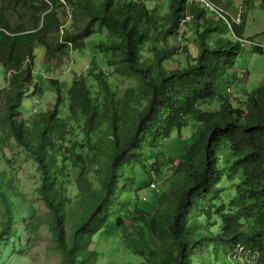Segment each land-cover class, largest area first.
<instances>
[{
    "label": "trees",
    "instance_id": "1",
    "mask_svg": "<svg viewBox=\"0 0 264 264\" xmlns=\"http://www.w3.org/2000/svg\"><path fill=\"white\" fill-rule=\"evenodd\" d=\"M146 1L0 0V64L12 72L3 88L14 87L6 100L5 130L38 163L39 191L66 264H100L91 243L101 229L119 235L141 257L115 264H264V75L243 97H233L223 83L242 46H261L245 36L243 18L227 19L204 2L169 0L167 11ZM74 13V27H67ZM79 14L85 25L75 33ZM191 24L193 51L181 42L190 39ZM103 27L110 35L98 46L110 52L109 65L138 82L119 94L105 68L91 71L100 93L84 73L67 89L61 78L49 77L56 90L53 106L35 107L26 117L21 104L33 79L35 47L60 63L55 53L85 46ZM172 37L180 41L173 44ZM179 49L187 62L166 65ZM215 100L219 106L212 107ZM73 118L81 137L70 135ZM199 126L190 145L171 149L175 134L181 138L183 130ZM0 161V200L7 213L0 243H6L18 185L9 163L15 159L1 141ZM93 163L97 183L88 177ZM73 173L81 187L78 209L67 192ZM147 185L158 190L150 208L142 205Z\"/></svg>",
    "mask_w": 264,
    "mask_h": 264
},
{
    "label": "rangeland",
    "instance_id": "2",
    "mask_svg": "<svg viewBox=\"0 0 264 264\" xmlns=\"http://www.w3.org/2000/svg\"><path fill=\"white\" fill-rule=\"evenodd\" d=\"M157 1L158 0H156V2ZM213 1L218 2L225 9V6L230 8V4H234L233 8L230 9L234 11V15L236 16L238 14L236 12L241 10V13L243 14L242 18L245 21V36H253V39L259 43V46H261V50L256 49V45L253 43H248L246 47L242 46L235 65L224 73L226 80L224 79L225 81L223 83L229 85L232 96L243 97V91L245 89L252 90L255 88L264 75V2L263 0ZM146 2L150 6L152 5L153 0H147ZM162 3L166 5L167 8L165 9L168 11L170 9L169 0H163ZM11 14L15 18L16 14L14 12ZM60 14L62 15V12H60ZM208 14L211 18H216V14L213 11H209ZM74 15L75 13L73 16ZM82 18L83 14H79L77 20L79 23H77L78 26L77 24L75 26L79 28H75V33L85 25ZM73 23H75V16L73 17V20L66 23L67 27H74ZM224 25L225 21L223 19H218V27H224ZM96 27H101L98 22L96 23ZM194 27L195 24H191L187 31V35L190 39L188 40L184 38L181 40L182 44L188 43L192 51L194 50L195 44L193 36L196 34ZM64 29H66V27H64ZM109 35L110 33L107 28H99L96 33L85 39V46L72 49L70 53H64L62 56L60 55L62 52L60 54L55 53V55H53V60L55 61L60 58V63L52 62L51 58H46L45 49L42 46H36L33 79L31 83H26L24 87L25 95L21 104L23 114L28 117L34 113L35 107H40L43 104H45L46 108L53 106L56 90L49 81V77L61 78L63 89H67L71 85L75 75L84 73L87 74L89 84L94 91H100V93H103L101 85L96 80L95 75L90 74L91 71H98L101 68H105V71L108 73V79L116 81L112 83V86L119 92V94H122L128 85L138 82L135 77L120 75L109 65L107 60L110 56V52L102 51L98 46V43L107 39ZM179 41L180 40L174 39L173 37L171 38L173 44ZM187 57L188 55L185 53V49H179L171 59L165 60V64L171 65L172 62L176 64H184L188 60ZM48 63L55 64L56 67H52V65L50 66ZM9 79L12 80V72H7V69L0 64V88L3 89L0 91V141L3 142L5 153H7L12 159H15L14 163H9L14 167L13 173L17 177L16 183L18 185L16 190V194L18 193V195L15 199L17 205L13 210V223L11 225V233L8 235L10 239L6 243H0V264H66L63 252L57 245L54 231L49 223L50 209L39 191L41 171L38 168V163L27 153L24 147L16 142L14 137L8 136V133L5 130L4 114L6 110V100L10 91L14 89V87H8V90L3 88L5 86L4 83H8ZM37 83L43 85L42 87L38 86V88L40 87V91L36 88ZM35 88L38 90L36 97L33 93ZM221 90L225 91L223 87ZM37 99H40V102H36ZM217 106H219V101L215 100L212 103V107ZM63 112L64 115H69L68 108L66 107ZM69 122L73 130V133L70 135L81 137L82 132H79L80 122L75 118L70 119ZM201 128L202 126L185 129L182 131L181 138L177 139L176 137H178V135L175 134V138L169 142L171 149L174 151L178 147L180 151L182 150L183 145H190L198 138ZM96 164L97 163L92 164L88 175L94 183H97V179L94 175ZM75 174L76 173H73L70 177V183H67V192L74 198L73 201L76 203V209H78V198L75 196H79L81 187L76 183ZM159 182L161 184L164 180L161 179ZM151 189L152 188L147 185L141 190V195L146 201L142 203L145 208H150L153 202L157 200L156 197L158 195V190L155 192ZM6 218L7 213L0 200V230L3 227V224H5ZM68 226L66 229L71 230V226ZM215 227V225L212 226V228ZM91 247L98 251V262L100 264H115L116 262L123 261H141L139 255L132 253L121 243L119 235L109 234L102 229L94 234ZM204 252L205 249L197 250V253L200 254H203Z\"/></svg>",
    "mask_w": 264,
    "mask_h": 264
},
{
    "label": "built area",
    "instance_id": "3",
    "mask_svg": "<svg viewBox=\"0 0 264 264\" xmlns=\"http://www.w3.org/2000/svg\"><path fill=\"white\" fill-rule=\"evenodd\" d=\"M201 2H204L206 5H208L210 8L216 10L219 15H222L223 17L227 18V15H230L232 17V19L240 21L242 19L243 14L241 13V10H238L237 16L234 15V13H231L227 8H223V6H221L218 2H215L213 0H198ZM228 19V18H227ZM243 40L244 43L249 42L250 40L247 38L242 37L241 38ZM151 186H157L156 182H152Z\"/></svg>",
    "mask_w": 264,
    "mask_h": 264
},
{
    "label": "crops",
    "instance_id": "4",
    "mask_svg": "<svg viewBox=\"0 0 264 264\" xmlns=\"http://www.w3.org/2000/svg\"><path fill=\"white\" fill-rule=\"evenodd\" d=\"M238 1V0H237ZM163 2V0H158L157 2H156V0L154 1L153 0V3H152V5H159V6H163V7H165L166 8V5L164 4V3H162ZM221 2V1H220ZM229 6V5H228ZM233 6H234V4H230V8H233ZM231 13H234V11L233 10H231L229 7H227V6H225Z\"/></svg>",
    "mask_w": 264,
    "mask_h": 264
}]
</instances>
